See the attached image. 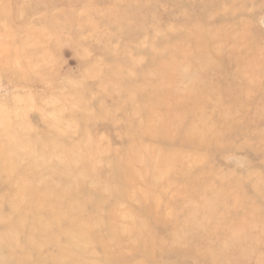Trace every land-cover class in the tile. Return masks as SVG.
<instances>
[{
    "label": "rangeland",
    "instance_id": "374dc122",
    "mask_svg": "<svg viewBox=\"0 0 264 264\" xmlns=\"http://www.w3.org/2000/svg\"><path fill=\"white\" fill-rule=\"evenodd\" d=\"M0 137L49 264H264V0H0Z\"/></svg>",
    "mask_w": 264,
    "mask_h": 264
},
{
    "label": "bare ground",
    "instance_id": "6f19581e",
    "mask_svg": "<svg viewBox=\"0 0 264 264\" xmlns=\"http://www.w3.org/2000/svg\"><path fill=\"white\" fill-rule=\"evenodd\" d=\"M43 141L23 145L0 137V186L14 195L7 200L13 214L0 212V264H49L50 166L45 158L38 163L36 159L49 157L52 150ZM36 144L39 151L34 149Z\"/></svg>",
    "mask_w": 264,
    "mask_h": 264
}]
</instances>
